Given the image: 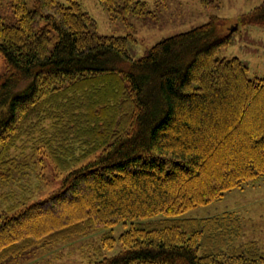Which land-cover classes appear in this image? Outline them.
<instances>
[{
    "label": "trees",
    "instance_id": "1",
    "mask_svg": "<svg viewBox=\"0 0 264 264\" xmlns=\"http://www.w3.org/2000/svg\"><path fill=\"white\" fill-rule=\"evenodd\" d=\"M99 1L122 23L152 15L144 0ZM11 6L15 22L0 16V264L97 230L89 264H264L258 239L234 243L237 212L174 217L264 183V76L216 56L237 28L212 14L133 58L132 34L98 33L78 0ZM238 20L264 24V1ZM45 161L60 186L29 201ZM127 221L123 249L104 256Z\"/></svg>",
    "mask_w": 264,
    "mask_h": 264
},
{
    "label": "rangeland",
    "instance_id": "2",
    "mask_svg": "<svg viewBox=\"0 0 264 264\" xmlns=\"http://www.w3.org/2000/svg\"><path fill=\"white\" fill-rule=\"evenodd\" d=\"M32 1L27 0L28 9H32ZM67 3V0H59ZM84 10L96 20V29L100 34L126 35L132 34L133 40L128 43V50L133 58L144 56L149 48L159 40L172 34L183 32L206 22L210 15L226 17V29L235 26L229 44L216 53L217 57H238L248 67L250 78L264 76V24L242 25L239 16L264 0H220L218 6L203 7L200 0H144L152 15L142 17L130 15L129 23L109 15L99 0H78ZM0 16L7 23L16 21L11 0H0ZM56 36L52 33V43ZM4 57L0 53V73L4 70ZM43 175L31 172L33 201L43 198L55 191L61 183L62 172L55 170L51 163L45 161ZM39 171V170H37ZM41 173V169H40ZM20 175V174H19ZM27 175H21L27 180ZM224 211L237 212L242 220L241 235L234 240L241 244L249 239H258L264 248V183L248 184L242 189H232L220 199L204 205L192 207L174 217H206ZM157 218L163 217L158 214ZM130 226V222L118 223L112 227L115 241L109 249L102 248L104 256H112L123 249L118 242L119 234ZM99 230L74 236L50 247H34L26 254L10 259L7 264H89L90 249L101 244Z\"/></svg>",
    "mask_w": 264,
    "mask_h": 264
},
{
    "label": "water",
    "instance_id": "3",
    "mask_svg": "<svg viewBox=\"0 0 264 264\" xmlns=\"http://www.w3.org/2000/svg\"><path fill=\"white\" fill-rule=\"evenodd\" d=\"M235 26H232L230 29H233Z\"/></svg>",
    "mask_w": 264,
    "mask_h": 264
}]
</instances>
